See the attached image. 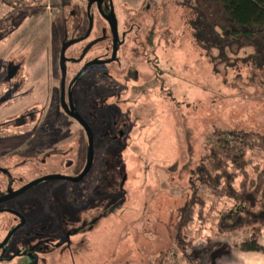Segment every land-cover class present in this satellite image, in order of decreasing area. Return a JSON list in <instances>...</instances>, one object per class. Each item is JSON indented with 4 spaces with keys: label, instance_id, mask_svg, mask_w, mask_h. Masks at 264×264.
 Returning a JSON list of instances; mask_svg holds the SVG:
<instances>
[{
    "label": "rangeland",
    "instance_id": "1",
    "mask_svg": "<svg viewBox=\"0 0 264 264\" xmlns=\"http://www.w3.org/2000/svg\"><path fill=\"white\" fill-rule=\"evenodd\" d=\"M8 1L0 0V82L8 68L17 67L25 87L0 107V124L28 111L34 121L0 130V139L14 146L39 124L50 143L38 149L24 141L8 150L14 162L9 187L16 190L47 175L82 172L87 134L62 111L60 70L66 67L67 85L112 43L109 35L102 37L107 25L93 0H24L18 10ZM188 5L185 0L106 5L117 21L121 63L91 66L76 85L77 108L92 129L91 171L77 184L37 183L7 204L20 209L28 225L0 251V264H264V254L239 249L249 230L217 237L220 211L232 203L204 186L198 187L203 218L185 230L190 242L185 255L173 242L180 210L198 185L194 171L209 150L220 139L230 141L229 132L264 137V67L254 66L252 49H233L222 63L215 49L206 56L189 27ZM88 18V39L64 53L63 47L86 34ZM22 148L29 150L19 153ZM246 159L251 169L264 162V154L255 149ZM17 161L23 165L15 166ZM259 242L264 249V229Z\"/></svg>",
    "mask_w": 264,
    "mask_h": 264
},
{
    "label": "trees",
    "instance_id": "2",
    "mask_svg": "<svg viewBox=\"0 0 264 264\" xmlns=\"http://www.w3.org/2000/svg\"><path fill=\"white\" fill-rule=\"evenodd\" d=\"M8 2L16 10L24 4V0ZM185 2L189 4L188 22L193 38L206 56L209 50L215 49L219 53L217 59L222 63L226 53L233 49H252L254 66L264 67V0ZM75 8L73 6L72 11L77 13ZM228 135L231 140H218V147L211 148L194 171L198 185L192 186L191 196L180 210L173 238L175 246L184 255L190 246L185 238L186 228L195 219L203 218L205 203L198 196L199 186H204L217 199L232 203L229 210L220 211L216 225L217 237L247 229L250 234L239 245L240 251L264 254L259 243L261 231L264 229V162L250 169L251 162L246 159V153L255 149L264 154V137L244 132H229ZM39 143L37 140L31 141L30 146ZM196 208L199 209L197 212Z\"/></svg>",
    "mask_w": 264,
    "mask_h": 264
},
{
    "label": "flooded vegetation",
    "instance_id": "3",
    "mask_svg": "<svg viewBox=\"0 0 264 264\" xmlns=\"http://www.w3.org/2000/svg\"><path fill=\"white\" fill-rule=\"evenodd\" d=\"M90 3H91L92 6H95V9H96L98 15L100 16V19L104 23H106V25H107L106 34H105L104 30H102V37L104 35H109L111 37V43H113L110 24L107 21V17L110 15V11L109 12H106V9H105L106 8V5L109 6L110 0H103L100 3V9L97 8V0H93ZM115 20H116V18H115ZM116 25H117V21H116ZM87 29L88 30H87V32H86V34L84 36L83 35L82 36H79L74 41L69 42L68 45L65 46V47H63L62 49H64V48L67 49L69 46H72L74 44L80 43V42L88 39L89 35L91 34V30H92V22L90 21L89 18H88V27H87ZM121 42L122 41H120L118 39V41H117V51H116V55H115V58H114L113 61L110 62V59H111V56H112V47H111V50H109L107 48L106 49L107 50V53L110 52V55H108L106 53V55L104 57L102 56L103 58L100 57L101 59L100 58L99 59L96 58L97 60H88V61H86L82 65V67L80 68V70L73 75L72 79L68 82L67 85H66V82H65V80H66V69L64 70V80H63V78H61L60 87H59V88H62V93L60 94V97H61L60 99L63 102V104L61 105V108H62V111L64 112V114L66 116L70 117L71 119H73L75 122H77V120H75L73 117L69 116V114L67 112L68 109H69V106H68V104H69V95H70V98H71V103H72L73 110H74L75 114L77 116H79L84 121V119L81 117L80 112H79V110L77 108V99H78L79 94H78L76 85L81 80L82 75L87 70V68H89L91 66H104V65H108V64H113L115 62L118 65H120L121 62L119 61V59H117V57H118L117 52H118V50H119V48L121 46ZM92 46H93V43L92 42L89 43L88 46H87V49L84 52V54H88L90 52V49L92 48ZM65 51H64V53H65ZM71 61L78 62V60H71ZM91 62H102V63L90 65L85 70H83V72L80 74V72L82 71V69L88 63H91ZM18 71H19V69L17 67L8 68V74L6 75L5 80L0 82V88L6 86V90L4 92L2 90L1 92H3V93L0 94V107L2 105H5L8 102L9 99L12 100V99L16 98L17 95L20 94L19 93L20 90L24 89L25 86L23 85V81L17 79L18 78L17 77V72ZM60 73L62 75L61 70H60ZM106 85H109V84L107 83ZM107 87H109V86H107ZM90 88H92V86H90ZM25 95H26L25 92H22L21 93V97H24ZM84 99L87 100V98L84 97V94H83V100ZM89 108H90V110H96V106L94 104H89ZM90 113L91 112H88L87 113V116ZM33 118H34L33 114L30 111H28V112L25 113L24 116H21L19 118H16L15 120H9L8 122L1 123L0 124V130H6L7 127L12 126L13 124L14 125L16 124V126H19V127L26 126L27 125L26 119L28 120V122L33 123V121H34ZM36 127H38V130H36L37 132L34 129L33 130L32 129L31 130H27L26 131V133H27L26 134V139L23 138L22 140H16V142H17L16 145L13 146V144H12L13 143V140H11L10 142H8V145H9V147L11 146V148H9L8 145L6 144L8 138L7 139H4V140L3 139L2 140L0 139V149L1 150L2 149L5 150V151L0 152V189H2V188H3L2 190L7 189V190H4V191L0 192V216H9V218H7L6 220L0 218V251H4V249L6 248V246L8 245V243L12 240V238L14 236H16V234L22 228H24L25 226L28 225L27 220H26L24 214L19 211L20 209H17L16 207H13V206H7L8 203H10L15 198H17L20 195H22L26 190L29 189V188L26 189L25 191H23L22 193H20L17 196H14V194H16L17 192H19L20 190H22L23 188H25L29 184H27L25 186H22V187H20L19 189H16V190H10V187L9 186L13 183L12 182L13 181L12 180L13 177H12L11 171H9V170L12 169L14 162H11V161L8 160L7 152H8V150L13 151L16 147H20L19 144H23L24 141H27V143L30 145V142L31 141L29 142V140H30V137H32V136H34L33 139H32V141L37 140V141L40 142L38 145H34L33 144L34 146H36V148H38V149L39 148H41V149L43 148L44 149L46 147H49L50 146L49 140H48V138H45L46 136H44L43 133H42V131L45 130V129L41 130L42 129L41 128L42 126H40V128H39V124L36 125ZM89 129L92 132V129L90 127H89ZM30 134H32V136ZM59 139L60 138H56L57 143H60ZM13 147H15V148H13ZM28 148H26V149L25 148H22L21 151H19V153H21L23 150H25L26 152H28V150H29ZM93 148H94V144H93ZM93 151H94V149H93ZM88 152H89V142H88ZM3 153H5V154H3ZM16 163L17 164H15V166H21V165H23V163L20 162V161H17ZM86 163H87V157H86L85 163H82V164H84L83 169H85ZM91 168H92V166H91ZM83 169L81 170L82 172L84 171ZM90 171H91V169L89 170V172ZM82 172H80L78 174V176H76V177H68V178L77 179L82 174ZM87 174H86V176H87ZM51 176H54V175H47V176H44V177H51ZM44 177H42V178H44ZM42 178H40V179H42ZM65 178H67V177H65ZM40 179H38V180H40ZM35 181H37V180H35ZM35 181H33V182H35ZM44 181H53V179L44 180ZM44 181H39L38 183L44 182ZM55 181H62V180H55ZM33 182H31V183H33ZM68 182H70V181H68ZM70 183L77 184L79 182H77V183L70 182ZM36 184H34V185H36ZM7 198H8V200H7ZM4 200H6V201H4ZM50 216H52V215H50ZM43 218H45V217L43 216ZM25 239H27V237L21 238V241H24Z\"/></svg>",
    "mask_w": 264,
    "mask_h": 264
},
{
    "label": "water",
    "instance_id": "4",
    "mask_svg": "<svg viewBox=\"0 0 264 264\" xmlns=\"http://www.w3.org/2000/svg\"><path fill=\"white\" fill-rule=\"evenodd\" d=\"M103 0H97V8L100 9V3ZM107 21L110 24V28H111V34H112V56L110 59V62L114 60L115 55H116V51H117V41H118V31H117V25H116V20H115V16L113 14V12L111 11V14L107 17ZM63 51H65V48L63 49ZM63 62V61H62ZM102 62H91L88 63L80 72V74L83 72V70H85L88 66L93 65V64H99ZM62 64V63H61ZM64 64V63H63ZM62 70V78L64 80V66L61 68ZM79 74V75H80ZM69 109H68V114L69 116L73 117L75 120H77V122L82 126V128L85 130L86 134H87V138H88V142H89V152H88V159H87V163H86V167L84 169V171L82 172V174L77 178V179H72V178H65V177H59V176H51V177H44L40 180H37L31 184H29L28 186H26L25 188H23L22 190H20L19 192H17L16 194H14V196L19 195L20 193H22L23 191H25L26 189L30 188L31 186H33L34 184L38 183L39 181H44V180H49V179H53V180H62V181H70V182H80L85 176L86 174L89 172V170L91 169V166L93 164V159H94V151H93V136H92V132L89 129V127L87 126V124L79 117L75 114L74 110H73V106L71 103V98L69 95ZM8 200V198H7ZM6 201V200H4Z\"/></svg>",
    "mask_w": 264,
    "mask_h": 264
},
{
    "label": "crops",
    "instance_id": "5",
    "mask_svg": "<svg viewBox=\"0 0 264 264\" xmlns=\"http://www.w3.org/2000/svg\"><path fill=\"white\" fill-rule=\"evenodd\" d=\"M260 243V242H259Z\"/></svg>",
    "mask_w": 264,
    "mask_h": 264
}]
</instances>
